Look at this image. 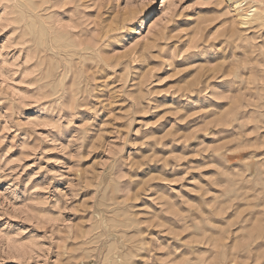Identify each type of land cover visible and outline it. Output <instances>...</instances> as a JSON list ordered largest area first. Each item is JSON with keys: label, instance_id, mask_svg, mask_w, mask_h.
<instances>
[{"label": "rangeland", "instance_id": "1", "mask_svg": "<svg viewBox=\"0 0 264 264\" xmlns=\"http://www.w3.org/2000/svg\"><path fill=\"white\" fill-rule=\"evenodd\" d=\"M0 264H264V0H0Z\"/></svg>", "mask_w": 264, "mask_h": 264}, {"label": "bare ground", "instance_id": "2", "mask_svg": "<svg viewBox=\"0 0 264 264\" xmlns=\"http://www.w3.org/2000/svg\"><path fill=\"white\" fill-rule=\"evenodd\" d=\"M236 1H238V0H236ZM150 13V12H149Z\"/></svg>", "mask_w": 264, "mask_h": 264}]
</instances>
